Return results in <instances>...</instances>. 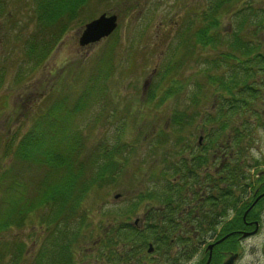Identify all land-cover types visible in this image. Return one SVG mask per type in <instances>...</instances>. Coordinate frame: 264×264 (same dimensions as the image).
Instances as JSON below:
<instances>
[{"label":"trees","instance_id":"trees-1","mask_svg":"<svg viewBox=\"0 0 264 264\" xmlns=\"http://www.w3.org/2000/svg\"><path fill=\"white\" fill-rule=\"evenodd\" d=\"M7 1L0 0V16H6ZM30 1L32 18L37 19L39 29L25 47L24 54L31 56L32 61L37 63L49 55L74 24L83 25L95 14L93 4L96 0ZM223 18L231 19L227 32L219 30ZM260 38H264V0H208L204 7H190L179 16L178 58L170 60L169 65L162 70L164 72H161L163 83L159 85L169 87L160 92L159 105L163 98L170 97L176 90L178 94L185 91L188 95L184 97L185 105L178 110L172 109L166 124L153 137L147 136L148 140L153 139L151 146L155 151L150 154L157 160L152 158L144 162L136 158L135 170L138 172L133 169V163L128 161L134 153L119 150L122 147L118 144L110 148L97 145L94 146L97 152L84 154L83 130L74 127L75 122L68 117L71 116L72 107H64L68 105L69 97L64 95L55 101L59 103L53 104L50 111L56 117L61 112L66 113L56 121L46 119L51 104L47 101L46 109L38 116L40 119L16 143L13 144L10 139L2 147L0 187L11 180L12 188L17 189L7 195L8 198L15 194V199H7L6 202L11 204L7 214L0 213V232L9 230L11 226L20 229L32 219L47 228L48 237L37 248L29 264H66L70 258L65 257V252L79 251L81 245H88L90 251L99 253L109 261L120 250H133L137 254L146 243L144 230L131 224L135 211L145 203L162 206L166 221L176 220L177 214L178 218L190 220L203 219L204 216L216 218L219 211L213 208L226 204L236 206L231 189L242 178L241 168L247 155V147L243 145L245 141L248 144L253 142L256 126L246 122L245 114L235 119L239 122L237 125L233 124V119L229 123L225 122L228 117L224 104L233 109L232 112L236 107V110L241 107L243 111H248V96L255 94L253 85L256 78L264 73V40L260 43ZM104 66L105 71H113L111 61ZM104 66L96 75L105 72ZM195 68V76L199 73L204 76L201 81L190 80L185 75L186 71ZM177 69L178 80L170 77L171 71L176 74ZM227 69L229 72L225 81L221 71ZM96 78L88 74L84 82L86 85L77 96V104L83 101L86 109L91 102H97ZM233 89L236 90L237 98L230 93ZM148 93L153 95L152 90ZM211 106H214L215 115L212 120L207 112L203 115L208 114V117L200 119V127L205 134L196 150L183 132L190 128L191 122L198 120L206 107ZM252 116H256L259 121L257 127L264 125L261 119L264 115L260 110ZM207 123L209 131H206ZM40 126L43 128L39 129ZM221 143L227 149L224 156L228 159L223 169L212 174L201 165L208 159L213 160L210 150ZM158 150L162 151L158 153ZM181 156L186 159L180 160ZM5 157L13 158L10 166H4L2 160ZM92 157L95 162L90 161ZM32 163H36L42 171L36 179L25 171L26 167H32ZM145 165L146 174L143 176L141 170H144ZM19 173L24 177V183L16 181L15 174ZM126 176H130L135 183L140 182L137 191L126 198L122 204L123 210L116 209L107 214L104 220L96 221L91 212L104 198L99 196L100 193L106 191L108 195V191ZM26 183L29 187L33 184L29 191L25 189ZM22 187L23 190L20 189ZM186 190L197 195L190 198ZM199 190L207 191L199 196ZM93 191L98 198L86 204ZM3 200H0V208ZM191 200L197 201V204L190 207ZM17 204L19 206L16 208ZM210 206L213 207L208 208ZM243 206L245 208L248 204ZM196 209L200 210L199 214L193 216ZM215 210V214L212 213ZM150 215L154 218L157 214L151 212ZM232 221L223 226L222 232L238 227ZM154 224L147 226L146 231L150 235L149 241L154 242L156 248L160 247L161 242L168 244L167 238L177 234V228L169 223ZM195 230L199 235L203 232L199 225ZM25 251V243L21 240L9 242L5 263L23 260ZM90 254L88 252L86 256ZM0 264H4L2 257Z\"/></svg>","mask_w":264,"mask_h":264},{"label":"rangeland","instance_id":"rangeland-1","mask_svg":"<svg viewBox=\"0 0 264 264\" xmlns=\"http://www.w3.org/2000/svg\"><path fill=\"white\" fill-rule=\"evenodd\" d=\"M30 2V0H8L6 16H0V158L2 157V147L10 139L13 144L16 143L21 135L32 127L37 119H40L38 116L42 110L46 109L47 101L51 104L48 106L46 119L60 120L61 116L66 113L61 112V115L56 117L55 113L50 110L53 104L59 103L55 102L57 99L66 95L69 97L68 105L64 107L65 109L72 107L71 116L68 117L75 122L74 127L83 130L84 154L96 151L94 146L97 145L102 148H110V146L118 144L122 147L119 150L134 153L128 160L133 162L134 170L137 166L134 162L136 158L144 162L152 158L156 159L157 157L150 154L155 151L151 146L153 139L148 140L147 136L153 137L159 128L166 124L167 116L171 110L181 108V103H184L181 100L185 95H188L185 91L178 94V90H176L170 97L163 98L159 105L160 92L168 89L169 86L158 85L161 72H157L156 67L164 69L167 64L169 65L170 60L175 61L178 58L179 16L190 7L194 8L197 5L200 8L204 7L208 0H96L93 4L95 17L101 13L116 14L118 16L117 30L108 38L83 47L79 45L82 26H77L76 23L57 42L49 55L38 63L33 62L31 56L24 54L25 47L39 29L37 19L32 18ZM230 23V18L221 19L219 30L229 31ZM261 40L264 38H260V43H262ZM108 61H111L113 66L112 72L111 70L105 71L104 65ZM103 66L105 72L99 73V76L96 75V72ZM196 72V68L191 69L186 71L185 75L190 80L201 81L204 76L199 74L195 76ZM223 72L222 70L221 75L227 81L228 74H223ZM90 73L97 76L95 81L98 96L97 102H91L86 109L83 101H79L77 104V96L85 87L84 82ZM173 73L171 71L170 77L178 80V71L176 74ZM103 80L105 81L103 82ZM250 83L253 85L252 79ZM253 89L255 94L248 93V111L238 109L226 114L227 123L233 119V124L237 125L239 122L235 119L245 114L246 122L256 126L254 135H252L253 142L248 144L245 141L243 145L244 148L247 147L246 154L251 159V161L246 159L241 168L244 173L241 180L247 184V186L243 184L244 191L242 190V193L247 199L259 186L255 182L257 171L264 168V125L257 127L256 123L259 124V121L256 116H252L258 110L264 115V73L256 78ZM149 90H152L154 94L150 96V98L154 96L152 99L149 98ZM230 93L237 98L236 90H230ZM230 99L233 98L230 97ZM204 113H207V110ZM232 114L233 118H231ZM206 116L208 117V114L200 115L198 120L194 123L191 122L190 128L185 133L183 132L190 139L192 145L197 143L199 136L205 134V131L200 127V119ZM261 119L264 120L263 117ZM141 121L144 123L140 124ZM205 125L207 126L206 131H209V123ZM211 127L214 129L213 125ZM141 131L143 132L139 135ZM160 151L162 150L156 152ZM120 158L119 154L118 159ZM94 159L92 157L90 161L95 162ZM12 160V157H5L2 161L6 166ZM247 165L251 167L250 171ZM121 166L120 164L119 167ZM21 168L23 169V167ZM146 168L145 165L144 170H141L143 176L146 174ZM40 170L41 168L39 169L36 163H32V167L25 168V171L29 172V176L34 179L38 178L42 172ZM135 171L138 172V170ZM18 177H20L19 180ZM15 178L16 181L24 183V177L20 173L15 174ZM127 183L132 186L130 187ZM117 184L114 189L108 191V195L106 191L100 193L99 196L104 198L92 210L96 221L104 220L107 214L116 209L123 210L122 204L127 197L137 191L140 182L135 183L130 176H126ZM32 186L29 187L26 183L25 189L29 191ZM15 189L17 188H12L11 180L8 183H3L0 187V200L5 199L0 208V213L3 215L10 210L11 204L6 202L7 199H15V194L8 198L7 195L9 192L13 193L12 191ZM20 189L23 190V187ZM232 193L239 194L237 189H233ZM117 194L120 196L115 198ZM97 198L93 191L86 200V204ZM143 205L145 206V204ZM18 206L19 204L16 205V208ZM144 206L135 211L131 222L137 218L139 221L141 220L137 226H141L147 236L144 244L146 248L150 242V235L146 228L154 224L155 220L149 214L147 220L154 221L151 224L144 223L142 219L145 212ZM257 208L263 210L264 206ZM261 214L258 215L261 218L259 231L244 240L242 252L246 255L243 256L240 264H246L248 256L251 258L254 255L255 257L260 256V260L262 259V264H264L262 254L264 216ZM229 217H231L230 220L235 219L232 211L229 213ZM32 221L33 219L28 222L34 225H28L20 230L16 228L11 230V237L13 236L15 241L23 240L25 242L27 257L21 261L4 264H29L31 255L34 254L36 248L47 239V228L43 224L36 223L35 220L33 223ZM222 227L213 226L211 231L217 232ZM87 246L85 245V247ZM167 250L169 252L167 256L170 259L179 257L178 249L175 247H169ZM139 256H142L141 258L150 264H155L158 261L148 255ZM84 259L85 264L103 263L97 252L91 253Z\"/></svg>","mask_w":264,"mask_h":264},{"label":"flooded vegetation","instance_id":"flooded-vegetation-1","mask_svg":"<svg viewBox=\"0 0 264 264\" xmlns=\"http://www.w3.org/2000/svg\"><path fill=\"white\" fill-rule=\"evenodd\" d=\"M229 69L224 71L225 74H228ZM229 99V97H227ZM225 105V111L227 114L231 113L233 109L229 108L228 105ZM239 107V106H238ZM242 109L241 107H239ZM237 109V107H236ZM235 109V110H236ZM208 114L210 118L213 120L214 113V106H211L208 108ZM227 122V119L225 120ZM202 141L199 142L197 145H194V148L197 150L198 145H201ZM227 151V149L223 146L221 143L218 145V147L210 150V152L213 154L211 155L212 161L209 159L205 164H202L201 167L205 170H209L212 174L218 173L223 167L225 166V163L227 161V158L224 156V153ZM228 153L230 151L228 150ZM180 160L186 159V157L181 156L179 157ZM218 160V163L215 164V162ZM242 179V178H241ZM256 183H258V188H256L252 195L247 199L242 193L243 190V182L242 180L235 183L234 187H232L231 192L233 189H237L239 194L234 195L236 206L231 205H218V207L213 208L219 211L216 218L204 216L203 219H184V218H178L173 221H166L165 220V213L161 210L162 206H151L147 203H145V212L143 213L142 219L144 220V223L147 222L148 224H151L154 220H147L148 215L153 212L157 215L155 218V225L159 224L162 225L164 222L169 223L168 225L175 226L177 228L176 232L177 234L174 236H169L168 244H165L161 242V245L159 248H156L155 243L152 244L151 251L147 250V247L145 248L142 246L141 251L137 254L134 253L133 250H130L128 252H123V250H120L112 256V259L107 261L102 256H100V260L103 262L102 264H150L147 260H143L139 255H148L152 258L158 260L155 264H205L206 260L209 256H211V261L209 264H220L223 260V254H229L231 252H238V257L235 260V264H240V261L242 260L243 256L246 254L242 252L243 250V243L244 240L257 234L260 227L261 218L258 217L259 214L264 216V208L262 209H256L258 206H264V178H257L255 180ZM222 184V183H220ZM260 189H263L262 191H259ZM188 192V195L190 198H192L194 194L190 192L189 190H186ZM207 190H204L201 192L199 190L200 195H203L204 192ZM244 191V190H243ZM260 192V193H259ZM255 193H258L255 195ZM261 194V197L258 196ZM251 198V199H250ZM250 199V200H249ZM255 200L254 205L250 207L251 202ZM197 204V201L191 200L189 202V206H194ZM243 204H248L247 207L244 208ZM213 206H210L208 208H212ZM183 209V208H182ZM210 211L209 209H207ZM216 210L212 213L215 214ZM199 209H196L193 211V216H198ZM233 212V221L230 220L231 217H229V213ZM156 217H160L159 219H156ZM232 221L235 225H238V227L227 230L224 233H222V228L219 229L217 232H212L211 227L217 226L221 227L224 224ZM141 220L137 218V220H133L131 224L133 226H136L139 224ZM201 226V235H199V232L195 230L196 226ZM141 227V226H140ZM230 232V233H229ZM231 235L232 237L227 238L220 244H214L216 240H218L223 235ZM222 235V236H221ZM232 238V239H231ZM190 242V244L187 245V243ZM192 242V243H191ZM211 245V250L208 249V246ZM225 245L226 247H229L230 249H222L221 246ZM169 247H175L178 249L177 254L179 257H175L170 259L167 254L169 253L167 248ZM146 249V251H144ZM234 250V251H232ZM133 251V252H132ZM90 253H94V251H89ZM88 252L86 251H79V252H68L65 253L66 258H70L66 264H85V259ZM262 254L264 258V245L262 248ZM177 256V255H176ZM248 256V255H247ZM251 256V255H250ZM0 257H2V261L4 260L6 254H0ZM246 264H262V259L260 260V256L255 255L250 258L249 261Z\"/></svg>","mask_w":264,"mask_h":264},{"label":"water","instance_id":"water-1","mask_svg":"<svg viewBox=\"0 0 264 264\" xmlns=\"http://www.w3.org/2000/svg\"><path fill=\"white\" fill-rule=\"evenodd\" d=\"M117 26V17L115 15H100L98 18L88 22L79 38L80 45L97 42L101 38L111 34ZM235 255H231L223 264H233Z\"/></svg>","mask_w":264,"mask_h":264}]
</instances>
